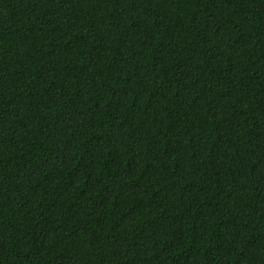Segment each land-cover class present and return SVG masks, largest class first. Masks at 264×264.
Returning <instances> with one entry per match:
<instances>
[{"label":"trees","instance_id":"16d2710c","mask_svg":"<svg viewBox=\"0 0 264 264\" xmlns=\"http://www.w3.org/2000/svg\"><path fill=\"white\" fill-rule=\"evenodd\" d=\"M0 264H264V0H0Z\"/></svg>","mask_w":264,"mask_h":264}]
</instances>
